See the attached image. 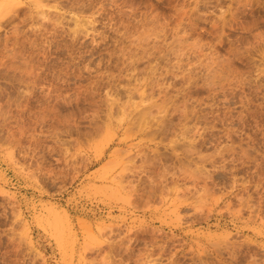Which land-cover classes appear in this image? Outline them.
I'll return each instance as SVG.
<instances>
[{
	"label": "rangeland",
	"instance_id": "374dc122",
	"mask_svg": "<svg viewBox=\"0 0 264 264\" xmlns=\"http://www.w3.org/2000/svg\"><path fill=\"white\" fill-rule=\"evenodd\" d=\"M0 264H264V0H0Z\"/></svg>",
	"mask_w": 264,
	"mask_h": 264
},
{
	"label": "bare ground",
	"instance_id": "6f19581e",
	"mask_svg": "<svg viewBox=\"0 0 264 264\" xmlns=\"http://www.w3.org/2000/svg\"><path fill=\"white\" fill-rule=\"evenodd\" d=\"M144 120V119H143ZM144 123V122H143Z\"/></svg>",
	"mask_w": 264,
	"mask_h": 264
}]
</instances>
